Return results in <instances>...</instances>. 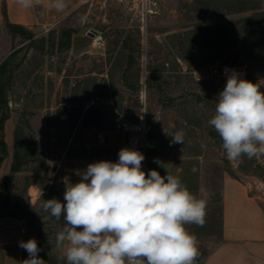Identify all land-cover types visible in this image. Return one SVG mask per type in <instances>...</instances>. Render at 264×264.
Wrapping results in <instances>:
<instances>
[{
    "label": "rangeland",
    "instance_id": "obj_1",
    "mask_svg": "<svg viewBox=\"0 0 264 264\" xmlns=\"http://www.w3.org/2000/svg\"><path fill=\"white\" fill-rule=\"evenodd\" d=\"M35 2L45 26L32 32L36 47L29 48L16 69L12 67L7 94L3 87L6 105L0 102V117L5 116L1 137L7 140L10 131L14 134L19 126L26 138L21 149L27 154L22 169L12 175L6 173L10 176L11 203L16 206L10 211L18 214L20 207L32 212L19 218L22 223L18 225L16 249L9 250L13 257L9 264L28 258L18 242L31 238L42 249L38 255L46 264H67L62 250L55 247L60 222L45 213L40 204L43 199L59 198L57 166L68 142V155L118 154L114 143L105 142L103 137L104 131H115L108 109L112 99L121 108L118 120H138L143 114L150 125L149 135L155 147L147 151L143 171L155 169L162 176L172 174L198 197L207 194L203 227L186 225L197 237L199 264L219 239L222 177L230 174L247 182L253 192L264 198V154L240 161L227 159L219 135L207 123L227 79H200L195 71L207 63L230 62L237 53V62L249 65L242 46L251 45V28L256 29L259 22L264 33V3H248L257 7L255 11L248 9L250 13L225 15L231 7L215 1H163L144 24L134 0ZM244 16L250 19L241 21ZM2 30L0 40L5 51L21 43L3 62L18 61L29 36L14 31L8 37L7 29ZM62 30L75 34L72 33L70 47L55 54ZM95 32L101 37L94 38ZM6 68L7 64L0 83L8 76ZM244 79L255 83L264 76L253 78L246 74ZM92 100L82 123L94 122L100 115L104 123L85 132L81 127L70 141L78 116ZM177 130L185 133L183 144H171V137L164 132ZM89 136L97 138L96 145L72 151L78 143L87 144ZM11 154L5 155L0 167L3 162L9 165ZM49 179L52 192L44 189L36 197L32 191L34 203L30 205L26 185L36 182L44 187ZM3 260L0 256V264H5Z\"/></svg>",
    "mask_w": 264,
    "mask_h": 264
},
{
    "label": "clouds",
    "instance_id": "obj_2",
    "mask_svg": "<svg viewBox=\"0 0 264 264\" xmlns=\"http://www.w3.org/2000/svg\"><path fill=\"white\" fill-rule=\"evenodd\" d=\"M17 2L32 6V0ZM231 72L207 123L229 161L252 159L264 154V79L254 83ZM164 132L171 144L184 143L182 130ZM144 159L136 149L121 148L117 161L90 163L79 182L66 185L63 202L42 200L45 213L63 219L55 247L67 264H196L197 237L186 225L203 227L208 196L198 197L167 171L146 173ZM18 246L28 253L19 264H46L35 238Z\"/></svg>",
    "mask_w": 264,
    "mask_h": 264
},
{
    "label": "crops",
    "instance_id": "obj_3",
    "mask_svg": "<svg viewBox=\"0 0 264 264\" xmlns=\"http://www.w3.org/2000/svg\"><path fill=\"white\" fill-rule=\"evenodd\" d=\"M163 1H169V3H176L180 0H158V3L161 5ZM200 1H203L206 4H208L210 1H215L222 4H226L230 7L232 4L237 3L236 0ZM247 2L264 3V0H247ZM253 10L255 11V9ZM4 13L10 24L22 26L24 30H27L31 33L34 32V30L39 29L40 25L45 26V23L43 22V20H41L42 17L38 12L35 0H32V6L27 9L22 7L17 2V0H0V32L3 31L2 29H7L5 30V33H8V37H12L11 35L15 33L14 31L19 32V30L15 29L14 27H8L4 24ZM241 13L246 14L250 12H235L233 11V9L232 11L231 9H229L228 12H225L223 14L240 15ZM72 33L70 34V44ZM79 36L81 35L78 34L77 37ZM20 46L21 43H18L15 46L10 47L7 51H5V45L2 44L0 40V64L3 62L4 58H6L11 52L16 50ZM49 47L52 48V44H50ZM56 47L57 48L55 54H58L57 52H59V50L62 48H58L57 43ZM176 60L180 61L178 57H176ZM166 64H168V62H166ZM18 65L13 66L14 69H16ZM10 77H12L11 74ZM93 102H88V104L85 105L83 112L78 116L76 124L74 125V130L72 132V135L70 136V141L74 139L76 131H78L81 127L84 128L83 131L85 132L87 131V129H96L97 127H101L104 123V116L102 115H100L98 119H96V121L94 122L89 121L86 124L82 123V120H84L88 109H91ZM108 103H110L109 105H112L108 106V109L110 114H112L113 118L112 120H110L111 118H108L107 120H110L112 121V123H114L116 119H120L118 117V114H120L119 112H121V108L119 107V104L118 107L114 105L115 103L113 99L110 100ZM110 133L115 135L117 142H122L124 140V134L122 132L112 131ZM4 141L6 143L7 148L6 154L11 152V155L13 156V151L15 149V141L14 134L12 133V131H10V133L8 134L7 140ZM70 143L71 142H68L66 144V147H64L62 156L57 166V169L60 171V187L58 200H60L61 202H63L66 185L79 182L81 178L79 173L86 170L87 166L90 163L97 162L100 160H110L113 162L118 160V154L91 155L72 153L68 155L66 154V152L70 148ZM96 143L97 138L95 136H89L87 144L78 143L75 146L77 149L74 150L75 148L73 147L72 151L79 152L80 150H85L86 147H89L90 149L91 146L96 145ZM11 161L9 165L6 162H3L2 166L0 167L1 186L5 181L6 177H8V186L10 184V176H6L7 171H9L11 175L13 173L18 172L10 171ZM50 183L51 179H49V183H46L47 185H44V187H41V185L36 182H30L28 185H26V194L28 196L30 205L34 203L32 191H34V194L37 197L41 192L47 190V188L50 186ZM15 207L16 206L13 205V207L10 208L8 212H11L10 210L15 209ZM220 220L221 225L219 239L214 245V247H212V249L201 259L199 264H264V198L256 192H253L252 188L247 182L241 181L240 179L230 174H225L221 180ZM21 223L22 220L12 215L0 216V256L3 257V262L5 264L11 263L10 261L13 258L9 250L12 248L16 249L18 225ZM62 223L63 219L60 222V230L62 228Z\"/></svg>",
    "mask_w": 264,
    "mask_h": 264
},
{
    "label": "trees",
    "instance_id": "obj_4",
    "mask_svg": "<svg viewBox=\"0 0 264 264\" xmlns=\"http://www.w3.org/2000/svg\"><path fill=\"white\" fill-rule=\"evenodd\" d=\"M237 4L231 5V11L235 12H243L247 11L248 9H256L257 7L252 5L249 6L247 0H236ZM250 19V16H244L241 18V21H248ZM15 29L19 30L20 33L26 36L24 33V28L22 26L15 25ZM263 27H261L260 22L257 24V27L251 28V32L253 34V40L250 46H245L243 44L242 49L244 50V55L246 56V60L248 61L249 65H247V77H257L260 75L264 76V33L262 32ZM248 29V28H247ZM255 29V30H254ZM263 33V34H262ZM70 34L71 32L69 30H62L58 37V48H68L70 45ZM52 44V48H53ZM8 62L4 60L0 64V76L4 75L3 71L5 69V65ZM8 76L3 77V81L0 83V102L4 105H6V99L3 96V84L7 80ZM11 77H9L8 82L10 81ZM2 80V79H1ZM7 82V84H8ZM5 116L0 117V129L3 126V119ZM25 136L22 135V130L19 128V126L16 127L14 132V141H15V149L13 151L12 161L10 165V171L15 172L19 171L21 169V165L26 161L25 156L27 155L24 153L22 149V144L25 143ZM0 162L5 158V155L7 153L6 143L4 139L0 135ZM8 177H6L5 181L3 182L2 186L0 187V216L4 215H12L16 218H22L27 215H32V212L29 210H23L22 208H19V213L15 214L13 212H8L10 208L13 207V204L10 200V191L8 186ZM51 186L47 188V192H52ZM10 213V214H8Z\"/></svg>",
    "mask_w": 264,
    "mask_h": 264
},
{
    "label": "built area",
    "instance_id": "obj_5",
    "mask_svg": "<svg viewBox=\"0 0 264 264\" xmlns=\"http://www.w3.org/2000/svg\"><path fill=\"white\" fill-rule=\"evenodd\" d=\"M140 13V20L146 23L147 19L157 13L158 0H134ZM94 38L101 37L97 32L93 33ZM229 71L226 72L225 70ZM231 70H235L240 78L244 79L247 73V66L244 62H237L235 64L227 63H207L199 70L195 71L200 79L223 78L227 79L231 75ZM93 102V100H92ZM114 130L124 134L122 142L114 143L116 152L121 148L136 149L144 154L146 158L147 151L155 147V140L149 135L150 125L143 114L138 120H116L114 122ZM145 160V159H144ZM262 195L261 193L259 194Z\"/></svg>",
    "mask_w": 264,
    "mask_h": 264
},
{
    "label": "water",
    "instance_id": "obj_6",
    "mask_svg": "<svg viewBox=\"0 0 264 264\" xmlns=\"http://www.w3.org/2000/svg\"><path fill=\"white\" fill-rule=\"evenodd\" d=\"M4 24H5L6 26H8V27H15L14 24H10V23L8 22L5 13H4ZM93 31H94V30H93ZM24 32L29 36L28 43L26 44V46H25V48H24V51L22 52V54H21V56H20V58H19L18 61L11 60V61H9V62L7 63V68H6V70H7V72H8V78H7V80H6V82H5L4 86H3L6 94H7V91H8V84H7V82H8V79H9V77H10L12 67H13V66H16V65H18V64H20V63L24 60V58L26 57V54H27V52H28V50H29V48H30L31 46L36 47V44H35L34 41H33V38H34V37H33V34H32L31 32H29V31H27V30H24ZM237 59H238V53L235 55V58H233V59L230 61V63H231V64H235V63H237ZM103 137H104V141H105V142H109V143H116V142H117L115 135L112 134V133H110V132H108V131H104V132H103Z\"/></svg>",
    "mask_w": 264,
    "mask_h": 264
}]
</instances>
